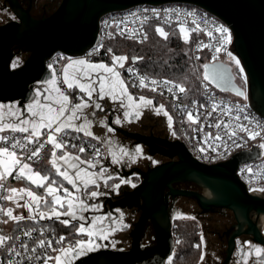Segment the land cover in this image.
<instances>
[{"label":"water","instance_id":"1","mask_svg":"<svg viewBox=\"0 0 264 264\" xmlns=\"http://www.w3.org/2000/svg\"><path fill=\"white\" fill-rule=\"evenodd\" d=\"M167 3L201 7L230 27L234 38L230 48L247 75L250 105L264 117V0H62L59 8L46 18L35 19L25 13L21 23L14 22L6 31L0 30V102L17 101L23 107L31 103L36 98L35 88L43 89L53 80L47 61L58 52L77 57L95 47L100 40V21L105 14L139 5ZM21 53H28L24 63L11 68L12 60ZM207 65L210 66L207 81L212 86L245 98L237 95V90H244L235 85L230 65ZM212 76H216V81L211 79ZM103 113H110L109 125L113 129L136 143L148 146L151 153L177 157L178 160L146 172L139 171L141 184L130 192L122 193L119 201L114 203L121 208L137 207L141 212L132 231V246L128 251L100 249L77 258L73 264H164L173 242L169 239L168 250L163 255L150 257L144 255L141 238L148 222H152L157 231L162 228L165 222L161 216L167 215L168 195L194 197L204 211L213 208L231 210L237 224L229 242V255L234 247V238L241 234H248L254 242L264 245L261 232L264 192L249 193L247 185L237 175L240 165L261 157L260 148L253 146L251 150L237 152L227 161L208 165L194 158L182 141H160L166 149L159 148L154 145L155 138L115 126L112 108L105 109ZM185 182L195 183L205 189L206 194L174 188L175 184ZM158 242H161L160 234Z\"/></svg>","mask_w":264,"mask_h":264},{"label":"snow or ice","instance_id":"2","mask_svg":"<svg viewBox=\"0 0 264 264\" xmlns=\"http://www.w3.org/2000/svg\"><path fill=\"white\" fill-rule=\"evenodd\" d=\"M159 15V13H156ZM179 15V14H178ZM187 15H194L193 13H187ZM166 23L169 20L165 21ZM185 21L180 23V32L183 35L185 42H189L191 32H200L202 29L200 25L193 20L195 27L187 28L185 27ZM156 32L162 36L165 40L168 39L169 34L164 31L163 27H157ZM216 32L220 33L223 38V43L220 44V47H215V52L219 53L222 49L225 48V45L231 43V32L228 28L220 25L216 27ZM142 36V39H139L140 43H143L148 39L146 33H139ZM209 37H213V32L209 31L207 33ZM129 38H138V30H133L129 34ZM198 48L210 47V45H205L202 42L197 45ZM111 52V49H109ZM227 55L232 59L237 66L240 65V61L232 56L231 52H228ZM215 58V57H214ZM128 59L126 56H112V66H109L104 63L94 64L88 60L81 59L70 61L67 67L65 68V77L64 83L67 85L68 89L79 88L80 92L85 93L88 97V100H85L83 97L80 98V102L73 103L70 96L65 94L59 87L56 86V82L49 81L48 83L51 87L47 90L49 95L45 97L48 103L42 104L40 100H36L35 103L29 104L27 111L31 114L30 119H21L22 112L20 109L15 108L13 105L0 104V133L11 132V133H22L26 134L22 138H15L8 135H0V190L5 189L6 180L8 177H12L15 173L14 178L16 180L26 179L32 185H35L36 188L44 189V195H38L31 187L25 188H9L8 191L11 195L0 197V199L5 200H14L15 197L19 199H25V204L21 205L19 202H16V207H27L29 212H34L39 215L40 219H52L56 218L57 220L60 217L67 216L71 217V220L84 221L85 217L80 215L77 217V212H83L88 210V205L85 203V197L87 199L96 198L102 193L98 191L87 192L88 186L97 184V174L91 173L87 168H82L81 165L88 164L89 167L95 168L96 165L91 161L82 160L80 156L73 155L70 151H67L68 140V130L71 129L77 133L83 132L86 136H92V132L89 131L90 121L87 117L84 119L83 124L77 125L76 120L80 119V116L83 115V110L90 106L89 100H91L94 92H99L100 98L104 96H110L113 100L126 98L129 106L139 109L142 106H148L152 104L151 100L145 99V97H139L140 103L133 104V97L128 93V86L125 81L121 78V74L117 71V66L123 68L124 62ZM136 59H143V57H137ZM199 59V57H197ZM19 63V62H17ZM78 66L77 70L74 71L71 76L68 74V69L73 68V66ZM209 65L205 64V74L204 79L208 80L209 75ZM131 72L132 70L129 69ZM239 71L242 73L244 70L242 67L239 68ZM92 73H96L99 79L98 89L94 87L96 84V79L92 78ZM86 80V83H82L81 80ZM148 79L146 76L139 78V83L141 87H147L145 81ZM211 79L216 81V76H212ZM246 81V77H244ZM150 83L155 86L158 84H163L167 91L172 93L173 88L178 89L179 92H186L185 87L182 84L174 83L173 81H157L151 80ZM135 87V85H133ZM153 91L156 90L155 87L152 88ZM55 93V95H53ZM163 94V93H161ZM41 93L37 92V96H40ZM175 95V93H173ZM237 95L245 96V93L241 90H237ZM246 98V96H245ZM97 109L101 108L99 103L95 104ZM216 108V105H213V109ZM164 109L163 105H160V108L157 109L159 113ZM226 111L231 112V109H226ZM137 116H139V111H137ZM210 114V113H209ZM129 113L125 112V116H128ZM164 115L168 116L169 123L172 122V117L168 115L165 111ZM14 118V119H13ZM235 120L239 121L240 117L236 116ZM247 119V117H245ZM188 120L197 123L199 117H194L191 112L188 113ZM117 124L120 123V120L115 121ZM252 122L249 121V124ZM223 125V128L229 138H234L238 136V133L235 129H239V132L245 133L249 139L255 140L258 137L261 140H264V125L259 123L255 127H248L244 124H236L235 126L231 123H224L220 121L214 126L217 129H220ZM202 130V129H201ZM109 131H112L109 128ZM41 137H44L41 140ZM211 137V134H208L207 139ZM79 137H75L78 139ZM217 141H222V136L217 134L214 137ZM11 141V143H10ZM235 142V141H234ZM46 145H51L50 160L48 163L51 165V169L54 170L55 176L62 177L63 181H67L69 185L75 189V194L72 191H69L67 187L63 186V183H58L52 175L47 172L43 173L40 170H36L33 167V162L38 163L43 157L42 152L45 149ZM72 148H77L76 144H71ZM261 148H264V143L260 144ZM60 151V155H57V151ZM215 150V149H213ZM78 151L84 153L86 151L84 146H79ZM97 155L99 150L97 149ZM123 151V150H122ZM141 150L137 149L139 153ZM200 151H204V148H201ZM228 149L225 148V153ZM113 162H116L115 155L113 156ZM63 169V170H62ZM252 175L261 176L264 173H253L251 168L246 170ZM99 178H103V172L99 174ZM108 179H112L111 176ZM107 185V179L104 181ZM118 190L119 185L114 186ZM135 187V185H133ZM83 189V191H82ZM63 191V195L58 193ZM250 191H264V187L261 188H250ZM48 197H51L49 200ZM41 205L46 209V211L41 210ZM58 206V207H57ZM96 207V206H93ZM59 209H64L61 212ZM0 214L7 216L10 220L13 221H22L25 219L23 215H13V209L7 208L4 209L0 207ZM28 219L35 220L36 215H31ZM103 217H95L92 221V226L86 228L84 223H80L76 228V233L81 236H87L88 239H78L74 243L68 245V247L53 248L52 241H47L41 239L39 241L38 247L45 249L43 257L41 256H28V260H40L43 258L44 264H49V261L52 264H73V259L84 255L88 252L95 251L99 245L95 242L96 239H107V229L98 227L103 222ZM65 226H69L70 220H61L60 221ZM0 223H8V220H0ZM128 227L126 224H121V229ZM34 230V229H33ZM24 232L25 236L31 237L32 231ZM14 238L8 235L0 234V249H5L10 255H15L17 257L21 256V252L16 249V247L9 244V241ZM66 237L61 236L56 241L57 244H62L65 241ZM21 248L25 251H28L27 244H21ZM197 247H200L197 245ZM246 247L248 251H245V246H241L240 249V261L238 264H247L248 257L253 253L257 257L256 264H264V259L260 257L264 256V247L253 245L251 242H246ZM51 248L52 252L59 253L56 256L49 255L47 249ZM32 253H36V248L30 250ZM203 259V257L201 258ZM7 264H23V261H14L9 259ZM168 264H173L172 259L168 260Z\"/></svg>","mask_w":264,"mask_h":264},{"label":"built area","instance_id":"3","mask_svg":"<svg viewBox=\"0 0 264 264\" xmlns=\"http://www.w3.org/2000/svg\"><path fill=\"white\" fill-rule=\"evenodd\" d=\"M156 13H159V15H156ZM187 13H193L194 15H187ZM166 20H169V22L166 23ZM193 20H195L202 29L200 32H191L190 34L194 38L191 53L199 85L198 96H190L187 92L181 93L176 88H173V92L170 93L163 84L153 86L150 83L153 79L157 81L172 80L148 76L142 73L132 63L124 62L123 68L117 66L116 70L120 72L121 78L128 86V92L130 94L138 98L143 96L145 99L151 100L153 104L164 106V110L172 117V124L179 139L187 146L191 154L198 161L212 165L227 161L234 154L242 150H251L253 146L260 148L262 150L261 157L240 165L237 171L240 180L247 185V191L252 193L254 191H250V188L264 187V175L255 176L246 170L251 168L253 173H264V148L260 147V144L264 143V140H261L259 137L255 140L249 139L245 133L239 132L238 128L235 129L238 136L230 139L223 125L220 129L214 126L220 121L226 124L230 122L233 126L236 124H244L250 128L255 127L257 123L264 125V117L260 116L250 105L247 75L245 71L240 74V82L246 96L244 99L234 98L233 96H220L211 89L210 83L204 79L205 64H228L233 61L227 55L228 52H231L232 56L239 60L237 55L230 48L234 40L232 31L219 17L201 7L185 3L139 5L123 11L110 12L101 18L100 40L95 47L77 57L58 52L47 61V66L53 74V79L57 87L64 91L65 94L69 95L73 103H76L79 96H75L73 89H68L67 85L64 83L65 68L70 61L85 59L91 63L101 62L104 64H112L113 55L107 52V46L110 41L121 39L140 43L139 39H142V36L139 35V33H146L148 39L143 42L146 43L149 40V29L151 27H173L179 29L181 21H185V27L193 28L195 27ZM220 25L228 28L231 32V43L225 45V48L217 53L215 52V47H220V44L223 43V38L220 33L215 31L216 27ZM133 30H138V38H129V34ZM209 31L213 32V37L207 35ZM201 42L205 45H210V47L198 48L197 45ZM197 57H199V59H197ZM240 67H242L241 64L239 65V68ZM129 69L132 71L130 72ZM142 76L148 77L145 81V84L148 85L147 87L140 86L139 78ZM244 77H246V81ZM173 82L177 83L175 81ZM133 85H135V87H133ZM153 87L156 88L155 91L152 90ZM173 93H175V95H173ZM213 105H216L215 109H213ZM226 109H231V112L226 111ZM189 112H191L194 117H199L197 123L188 120ZM236 116L240 117L239 121L234 119ZM245 117H247V119H245ZM249 121L252 123L249 124ZM209 133L211 137H209L206 142V137H208ZM217 134L222 136V141L214 139ZM0 135L22 138L26 134L5 132L0 133ZM75 137L79 138L75 139ZM43 139L44 137H41V140ZM66 139L68 140L69 147H71V144H76L78 147L81 145L84 146L86 149L84 153L87 155L88 161H91L95 165L101 164L105 159V146L102 143L79 133L73 134L68 132V137H66ZM78 147L76 149H78ZM226 147L228 149L227 153H225ZM50 148L51 145H46L42 152V157ZM201 148H204L203 152L200 151ZM97 149L99 150L98 155ZM34 164L36 163L33 162V165ZM14 176L15 173L12 177L7 178L5 189L1 190V197L6 196L8 185L11 180L15 179ZM261 192L264 191H259V193ZM4 205L5 199H0V207L4 208ZM4 216L5 215L0 214V220H5ZM30 230H33L31 237L25 236L24 232ZM0 234L18 238L9 241V244L16 247V249L21 252V256L17 257L15 255H10L5 249H0V264H7L9 259L14 261L22 260L23 264H44L43 258L40 260H36L35 258H33V260L27 259L28 256L43 257L45 249L38 247L41 239L45 240L46 243L49 240L52 241L53 248H66L69 244L73 243L65 239L62 244H57L56 241L59 237L64 235L50 227L47 222H41L35 226L22 227L17 231L12 230V226H9L7 223H0ZM21 244H27L29 250L25 251L20 247ZM32 248H36V253L30 251ZM47 252L52 256L59 254L57 252H52L51 248H48ZM49 264H52V262L49 261Z\"/></svg>","mask_w":264,"mask_h":264},{"label":"flooded vegetation","instance_id":"4","mask_svg":"<svg viewBox=\"0 0 264 264\" xmlns=\"http://www.w3.org/2000/svg\"><path fill=\"white\" fill-rule=\"evenodd\" d=\"M61 2L62 0H0V30L4 29L3 31H6V29L10 27L9 25L14 22L21 23V17L25 13H28L35 19L46 18L52 15L59 8ZM27 56L28 53H21L19 57H16V59L12 60L11 68L22 65ZM232 72L234 75L235 85L239 89H242L240 79L237 77L233 68ZM47 84L43 86V89L35 88L36 96L37 92H40L41 95L45 94L48 86L49 88L51 87L49 83ZM97 85L96 86L98 89L99 84ZM223 92L228 93L231 96H235L231 92ZM97 94V103L101 105V108L96 109L94 115L98 117L101 115L103 116L104 109L109 106H106L107 101L100 98L98 91ZM0 104L13 105L15 108L20 109L22 112V116L20 117L21 119L24 118L28 113L27 107L29 104H26L24 107L20 106L19 102L17 101H1ZM123 106L124 104L121 102L119 106H116L117 115L115 113L113 116V124L115 126L127 131L140 133L147 137H153L155 138L154 145L162 149H166V146L159 143L160 141L167 143L181 141L172 122L170 124L168 116L164 115L165 110L159 113L157 112V109H159L160 106L158 107L156 104H152L150 106H142L139 109L135 108L133 113L130 112L129 120L131 121V125L129 126L125 124L122 125L121 122L117 124L114 121L115 116H118L117 118L119 120L123 119L125 113L123 111ZM136 110L139 111V116H137ZM107 121L109 128H112L109 125V118ZM112 132L116 137V143H110L109 145L112 147V149L115 148L118 150H123V148H125L128 153L135 155L137 149L143 147L144 149H140L141 151L139 152L142 156L140 157L141 160L139 163L129 165L131 167L128 169L127 164L131 163L130 161L123 162V159L118 156V161L113 162L105 156V159L101 164L98 165V167L101 168V166L104 165V169L107 170V172L111 171L112 173L118 175V177H112V179L121 178L125 183L119 188V193L113 191L114 188L111 190L104 188L103 191L105 196L99 195L96 198L88 199V201H86L88 210L84 213L85 220L80 221L77 219L74 220L73 223L78 225L80 223H84L85 227L88 228L92 226V221L95 217H103V222L101 225H98V227L102 226L108 230L106 233L108 238L97 239L104 243L102 249L128 251L132 246V231L139 220L141 212L137 207H132L131 209L121 208L114 206V203L117 200L119 201L118 197H120L122 193L130 192L134 190L139 184H141L142 178L139 171L146 172L149 169L161 164L170 161H177L178 158H170L160 153H151V149L148 146L136 143L134 139L128 138L113 128ZM106 148H108V146H106ZM131 170L132 172L130 173ZM135 178H138V180H134ZM133 185H135V187H133ZM174 188L177 190H188L202 194L200 188L192 182L177 183L174 185ZM168 191L169 190H166V193H168ZM166 203L168 211L167 215L164 217L161 216L162 221L165 223L162 225V228H160V231L156 230L152 222H148L141 238V247H143L145 250L144 255L150 257H157L161 254L163 255L168 250L169 239L170 242H173L171 253L165 259L164 264H168L169 259H172L173 264H175L174 257L177 251L175 228L176 222L178 221L190 222L199 228L201 254L198 264H238L240 261L241 246H245V251H248L246 242H251L253 245L264 247V245L254 242L250 235L241 234L234 238V247L231 254L229 255V242L231 236L236 230L237 224L235 216L231 210L225 208H213L211 210L204 211L198 204L197 200L190 196L174 197L172 195H168L166 198ZM67 218L71 220L70 217ZM122 223L128 225V227L121 229ZM167 224H169V227H167ZM158 234H160L161 242H158ZM208 238L211 239L212 243L211 245L209 244L210 249L206 253V257L203 258L204 261H202L203 259L201 258L205 253L203 239L207 240ZM208 243H210V241H208ZM79 257H76V259ZM260 259H264V256L260 257ZM256 260L257 257L253 253L248 257L247 264H256Z\"/></svg>","mask_w":264,"mask_h":264},{"label":"trees","instance_id":"5","mask_svg":"<svg viewBox=\"0 0 264 264\" xmlns=\"http://www.w3.org/2000/svg\"><path fill=\"white\" fill-rule=\"evenodd\" d=\"M155 29L156 27H151L149 29V40L146 43L140 44L137 42L115 39L109 42L107 52L110 55L126 56L128 59L125 62L134 64L142 73L152 77L166 78L175 81L178 84H182L190 96H198L199 85L191 53L194 42L193 36L190 35L189 42L186 43L179 29L165 27L164 31L169 34L168 39L165 40ZM109 49H111V52H109ZM137 57H143V59H136ZM134 60H136V62H134ZM234 71L240 79L241 72L239 71V67L234 69ZM48 89L49 86L45 91L46 96L49 95ZM74 92H77L76 89ZM233 97L238 98L235 96ZM68 132L73 134L77 133L71 130H68ZM79 134L83 133L80 132ZM89 138L95 140L91 137ZM67 149L83 157L86 156L87 158L85 153H80L76 148L68 147ZM48 153L49 150L38 163L33 165V167L37 166V168H39L43 165ZM41 168L42 174L47 172L52 175L54 179L62 182L65 187L71 188L66 181H63L62 177L55 176L51 166L43 165ZM4 217L6 218V216ZM41 222H47L50 227L54 228L58 233L63 234L66 237V241L76 240L82 237L76 233V223H70L69 226H65L56 218L45 220L36 217L35 220H32L25 217L22 221L13 222L11 226L12 230L17 231L22 227L35 226ZM175 238L177 241V251L174 257V263L198 264L201 254L200 247H197V245L200 246L199 228L193 223L178 221L176 222Z\"/></svg>","mask_w":264,"mask_h":264},{"label":"rangeland","instance_id":"6","mask_svg":"<svg viewBox=\"0 0 264 264\" xmlns=\"http://www.w3.org/2000/svg\"><path fill=\"white\" fill-rule=\"evenodd\" d=\"M95 63V62H94ZM101 63V62H100ZM107 65H109V66H112V64H107ZM228 65H230L232 68L234 67V69H236L237 67H239V66H237L236 64H235V62L234 61H231V62H229L228 63ZM75 67V66H74ZM77 68H78V66H76V68H74V70L73 71H69V76H71V74L74 72V71H76L77 70ZM237 74V73H236ZM238 77V76H237ZM92 78L93 79H96V82H99L98 80H97V78H98V75L96 74V73H92ZM54 80V79H53ZM81 82L82 83H86L87 81L86 80H81ZM211 85V84H210ZM94 87H95V85H94ZM76 89V91L77 92H74V90ZM211 89L214 91V92H216V93H218L220 96H223V97H232L230 94H228V93H225V92H223V91H221V90H219V89H217V88H215L214 86H212L211 85ZM73 92H74V94H75V96L77 95V96H79L78 97V99L76 100L77 102L79 101L80 102V98L81 97H83L85 100H88V97H87V95L85 94V93H82V92H80V90H79V88L78 87H76V88H74L73 89ZM80 92V93H79ZM82 94V95H81ZM94 94H95V92L93 93V95H92V99L91 100H89V104H90V106L89 107H87L88 109H90V110H92L93 109V107L94 108H96L95 107V104L97 103V101H96V99H95V97H94ZM131 96L133 97L134 95H132L131 94ZM136 96H134L133 97V104H139L138 102H140V100L138 99V97H136ZM122 100H125V101H123V104H124V106H123V111L124 112H128L129 113V115L128 116H125V113H124V117H123V119H121L120 120V122L122 123V125L123 124H125V125H131V121L129 120V116H130V112L131 113H133V111L135 110V108H133V107H131V106H129V103H128V101H127V99L126 98H123L122 97ZM155 105V104H154ZM157 105V104H156ZM106 106H109L107 103H106ZM148 106H150V105H148ZM158 107H159V105H157ZM92 108V109H91ZM137 111V110H136ZM162 111H164V109L162 110ZM161 112V111H160ZM134 126V125H133ZM112 140H111V143L113 144V143H116V140H114L113 138H111ZM104 146H105V156L106 157H108V159L109 160H112L113 161V156L115 155V157H116V162L118 161V156L121 158V159H123V162L124 161H130L131 163H129V164H127V168L128 169H130V167L131 166H129V165H132V164H134V163H139V161L141 160L140 159V157H142L141 155H140V153L138 154L137 152H136V154L134 155H131L130 153H128V151H126V149L125 148H123V151L122 150H118V149H115V148H113L112 149V147L111 146H109V145H107L108 146V148H106V145L104 144V143H102ZM144 146V145H143ZM139 149H141V150H143L144 148L142 147V148H139ZM50 150V152H51V148L49 149ZM67 151H70L73 155H78V156H80V158L82 159V160H86V161H88V158H86V156L85 157H83L82 155H79V154H77V153H75V152H73L72 150H70V149H67ZM50 152L48 153V156L45 158V160H44V163H43V165H49V166H51L50 165V163H48V161L50 160ZM61 153H60V151L58 150L57 151V155H60ZM43 165H41V166H43ZM41 166L39 167V168H37V166L35 167L34 166V168L36 169V170H40L41 172H42V168H41ZM81 167L82 168H87L88 169V171L89 172H91V173H96L97 174V184L99 185V187H96L95 185H89L88 186V189H87V192L88 193H90L91 191H98V192H100V193H102V195L101 196H105V194H104V191H103V189L105 188V189H107V190H111V189H113V191H116V193H119L118 191H119V188L120 187H122V185L125 183L124 182V180L123 179H121V178H116V179H108V177L109 176H111V177H118V175H116V174H114V173H112L111 171H108L107 172V170H105L104 169V165H102L101 166V170H100V172H98L96 169H97V167L98 166H96L95 168H92V167H89V165L88 164H83V165H81ZM63 170V169H62ZM103 172V178H99V174L100 173H102ZM14 175V174H13ZM8 178H10V177H8ZM107 179V185H105V183H104V181ZM134 180H138V178H135ZM67 182V181H66ZM58 183H62V182H59L58 181ZM115 185H119V188H118V190L117 189H115ZM64 186V185H63ZM71 186V185H70ZM25 187H31L38 195H44L45 193H44V189H39V188H36V186L35 185H32L28 180H26V179H22V180H11L10 181V183H9V185H8V188H7V191H6V196L7 195H11V193L8 191V189L9 188H17V189H20V188H25ZM65 187V186H64ZM94 188V189H92V188ZM200 188V187H199ZM37 189H39V190H37ZM69 189V191H72L74 194H75V189H73L72 188V186H71V188H68ZM200 190H201V193L202 194H206V190L205 189H203V188H200ZM82 191H83V189H82ZM59 195H63V191L61 190V192L60 193H58ZM2 196V192H1V190H0V197ZM27 198H25V199H19V197L17 196V197H15V199L14 200H5V206H4V208L5 209H7V208H12L13 209V215H23L24 217H29V216H31V215H36V217H39V215L38 214H36V213H34V212H29V210H28V208L27 207H23V206H21V207H16V202H19V204H21V205H24L25 204V200H26ZM48 199L50 200L51 199V197H48ZM86 201H88V199L85 197V203H86ZM58 207V206H57ZM41 210L42 211H46V209L43 207V205H41ZM61 212H63L64 211V209H59ZM86 211H83L82 213L81 212H77V217H79L80 215H83L84 216V213H85ZM40 218V217H39ZM71 218V217H70ZM5 220H8V225L10 226V225H12L13 224V222H15V221H13V220H10L7 216H6V218H5ZM45 220H49V219H45ZM51 220V219H50ZM60 221L61 220H70V219H68L67 218V216H61L60 217V219H59ZM71 221V223H73V221L72 220H70ZM77 227L79 226L78 224L76 225ZM77 227H75V228H77ZM261 232H262V234L264 235V221H262V223H261ZM79 239H88V237L87 236H82V237H80ZM76 240H78V239H76ZM76 240H71V242H75ZM208 241H210V243H208ZM98 245H99V247L96 249V250H100V249H102L103 248V245H104V243L103 242H100L99 240H97L96 239V241H95ZM211 243H212V241H211V239L210 238H208L207 240H204L203 239V247H204V249H205V253L203 254V258H205L206 256V253L208 252V250L210 249V246H209V244L211 245ZM95 250V251H96ZM91 252H93V251H91ZM89 253V252H88ZM85 255V254H84ZM84 255H81V256H84ZM76 260V258H74L73 259V262ZM202 261H204V259L202 260ZM202 264H204V263H202ZM206 264V263H205Z\"/></svg>","mask_w":264,"mask_h":264},{"label":"crops","instance_id":"7","mask_svg":"<svg viewBox=\"0 0 264 264\" xmlns=\"http://www.w3.org/2000/svg\"><path fill=\"white\" fill-rule=\"evenodd\" d=\"M94 63V62H93ZM100 62H95L94 64H99ZM75 66V65H74ZM73 66V68H70V69H68V73H69V71H73L74 70V68H76V66L74 67ZM97 80L99 81V79L97 78ZM97 84H99V82H96V84H95V87L97 88ZM48 85V84H47ZM97 85V86H96ZM129 93V92H128ZM130 94V93H129ZM53 95H55V93L53 94ZM131 95V94H130ZM45 97H46V93L45 94H43V95H41V96H36V98L31 102V103H28V104H33V103H35V101L36 100H40V102L42 103V104H44V103H48L49 101H47L46 99H45ZM94 97H95V99H96V101H97V98H98V94H97V92H95V94H94ZM134 97V96H133ZM136 98V97H135ZM92 99V98H91ZM139 99V98H138ZM102 100H105V101H107L106 103L109 105V107L110 108H112L114 111H115V113H116V115H117V109H116V106H119V104H120V102L121 103H123V101H125V100H122V98H120V99H116V100H113L110 96H104L103 98H102ZM79 102V101H78ZM77 101H76V103H78ZM153 104V103H152ZM151 104V105H152ZM109 107H106L105 109H107V108H109ZM92 109V108H91ZM96 109L97 108H94L93 107V109L92 110H90V109H88V108H85L84 110H83V115H81L80 116V119H78V120H76L75 121V123L77 124V125H79V124H83L84 123V119H85V117H87V119H88V121H90V128H89V131H91L92 132V136H89V137H91V138H93V139H95V140H97V141H99L100 143H104L106 146L107 145H109L110 143H111V138H113L114 140L116 139V137H115V135H114V133L112 132V131H109V126H108V121H107V119L109 118V116H110V113H103L104 115L102 116H95L94 114H95V112H96ZM104 109V110H105ZM114 113V114H115ZM118 116H115V119H114V121H116L118 118H117ZM31 118V114L28 112L27 114H26V116L24 117V118H22V119H30ZM14 119V118H13ZM112 129V128H111ZM69 130H71V129H69ZM71 131H73V130H71ZM81 133H83V132H81ZM84 134V133H83ZM49 152H50V150H49ZM96 166H98V165H96ZM98 172H100V170H101V168L100 167H97V169H96ZM102 171V170H101Z\"/></svg>","mask_w":264,"mask_h":264},{"label":"bare ground","instance_id":"8","mask_svg":"<svg viewBox=\"0 0 264 264\" xmlns=\"http://www.w3.org/2000/svg\"><path fill=\"white\" fill-rule=\"evenodd\" d=\"M261 221H264V216L262 217V220Z\"/></svg>","mask_w":264,"mask_h":264}]
</instances>
